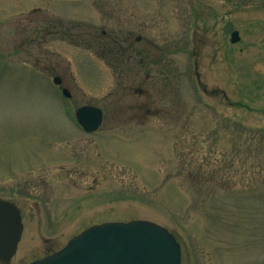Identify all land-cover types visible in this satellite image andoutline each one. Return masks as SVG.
<instances>
[{
	"label": "rangeland",
	"instance_id": "1",
	"mask_svg": "<svg viewBox=\"0 0 264 264\" xmlns=\"http://www.w3.org/2000/svg\"><path fill=\"white\" fill-rule=\"evenodd\" d=\"M120 23L150 24L171 45V67L121 85L119 74L137 71L111 69L59 33ZM50 24L57 32L46 35ZM196 72L226 101L205 95ZM86 105L104 111L96 133L76 123ZM146 109L160 112L144 121ZM0 199L17 205L23 227L0 264L133 220L169 230L181 264H264V0H0Z\"/></svg>",
	"mask_w": 264,
	"mask_h": 264
},
{
	"label": "water",
	"instance_id": "2",
	"mask_svg": "<svg viewBox=\"0 0 264 264\" xmlns=\"http://www.w3.org/2000/svg\"><path fill=\"white\" fill-rule=\"evenodd\" d=\"M224 31L230 34L232 44L240 40L232 23L228 22ZM53 83L62 82L54 77ZM62 93L70 98L66 89ZM75 117L84 131L92 133L101 125L102 111L82 106ZM22 228L17 208L0 201V262L7 263L15 254ZM30 264H180V246L166 228L149 221L103 223L84 230L62 249Z\"/></svg>",
	"mask_w": 264,
	"mask_h": 264
},
{
	"label": "flooded vegetation",
	"instance_id": "3",
	"mask_svg": "<svg viewBox=\"0 0 264 264\" xmlns=\"http://www.w3.org/2000/svg\"><path fill=\"white\" fill-rule=\"evenodd\" d=\"M149 25L150 24L147 23H144L142 25L132 23L129 24V27H132L133 29H126L120 23L117 25H113L111 29H109L107 25L99 26V30L96 27L92 26L91 29L89 28L90 31H86L83 34L80 33V35H73L72 33H70V31H66V29L60 30L59 33H61L63 37L68 39L69 45L76 46L74 45L75 41L80 43L86 50L92 51L94 54H96L98 59L111 69H127L132 71L136 70L137 72H134L133 75L119 74L117 80L121 85L129 84L130 80H137L138 86L140 87L144 85V83H147L148 81L150 82L152 80L150 73L151 70L171 67V63L168 61V56L173 53V51L171 50V45H168L167 41L165 40L159 41L158 39L148 35ZM224 26L222 27L223 31ZM84 27L87 28L86 26ZM43 32L46 35H49L56 33L57 30L54 24H50V26L44 29ZM176 45V51L182 50L183 39H178L176 41ZM197 68V62L194 61V69L196 70ZM195 75L197 77L198 85L205 95H222L224 102L226 101V95L224 92H221L218 89L209 91L206 85L201 83L199 74L196 72ZM61 82V86H59L60 89H67L62 78ZM139 87L134 89V92L137 95L145 96L147 99L146 106H150V103L152 102V96L149 93L150 91L143 90ZM98 108L101 109L100 107ZM101 111L103 123L104 111L103 109H101ZM159 112V109H146V111L144 112V117H142V119L146 121L147 118L155 116ZM101 127L102 124L99 129ZM78 128L85 134H92L86 133L80 126H78ZM97 131L93 133H96ZM0 201L9 202L4 199H0ZM9 203L13 204L18 209L21 215V212L17 205L12 202Z\"/></svg>",
	"mask_w": 264,
	"mask_h": 264
},
{
	"label": "bare ground",
	"instance_id": "4",
	"mask_svg": "<svg viewBox=\"0 0 264 264\" xmlns=\"http://www.w3.org/2000/svg\"><path fill=\"white\" fill-rule=\"evenodd\" d=\"M180 248H181V245H180Z\"/></svg>",
	"mask_w": 264,
	"mask_h": 264
}]
</instances>
